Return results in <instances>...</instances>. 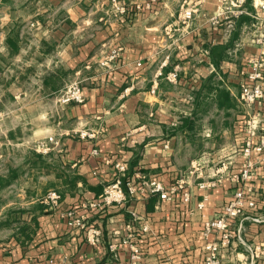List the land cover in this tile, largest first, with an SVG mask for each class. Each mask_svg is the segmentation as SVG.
I'll use <instances>...</instances> for the list:
<instances>
[{
    "label": "crops",
    "instance_id": "0c3cea01",
    "mask_svg": "<svg viewBox=\"0 0 264 264\" xmlns=\"http://www.w3.org/2000/svg\"><path fill=\"white\" fill-rule=\"evenodd\" d=\"M237 1L117 0L126 8L121 14L113 0H0V96L13 93V80L17 115L8 129L34 149L13 183L0 188L15 195L1 206L0 264H103L110 242L118 243V264H131L120 240L128 225L136 229L144 220L150 230L134 238L139 264H204L203 246L214 237L203 236V222L237 187L231 175L242 164L248 119L264 126V96L251 108L240 99L248 60L259 53L255 15L264 0H239L243 12L234 15ZM185 7L196 9L188 21ZM113 50L118 56L102 64ZM25 66L33 70L28 105ZM73 81L83 102L58 103ZM48 136L59 145L37 150ZM253 155L255 207L232 225L237 236L221 250V264H264V255L252 260L242 245L264 246V154ZM116 162L126 163L129 178L138 172L165 187L193 164L203 178L191 176L170 199L138 190L102 211L83 207L117 176ZM212 178L220 181L198 186ZM51 190L60 194L58 207L45 198ZM68 208L101 230L97 244L66 225L59 213ZM12 210L14 217L5 215Z\"/></svg>",
    "mask_w": 264,
    "mask_h": 264
},
{
    "label": "built area",
    "instance_id": "2783aa9c",
    "mask_svg": "<svg viewBox=\"0 0 264 264\" xmlns=\"http://www.w3.org/2000/svg\"><path fill=\"white\" fill-rule=\"evenodd\" d=\"M113 5L116 10L123 14L126 12L124 5H119L117 0H113ZM149 6V3L146 4ZM239 9L234 12V15H239L243 12L241 7V1H237L236 4ZM195 8L185 7L182 11V20L188 21L193 17ZM260 14H256L255 17L258 20L256 23V35L254 38L255 43L259 46V53L248 60L249 68L245 73L243 80L240 83V99L242 103L251 108L257 101L263 98V80H264V1L259 4ZM118 56V50H113L107 59L102 64L110 66L109 63ZM82 87L79 82L73 81L69 83L61 91L57 97V102L60 104H71L83 102ZM247 136L243 143L241 150L242 164L237 174L231 175V180L237 184L231 199L211 218L205 220L202 225L203 236L207 239L209 236H213L212 240H207L203 246L205 252L204 264H221V250L228 247L233 238L237 236V230L232 229V225L236 222V219L244 214L245 210L255 207V200L252 197L253 190L248 184L252 178L255 168V159L253 153L264 154V126L257 122L253 118H249L246 124ZM81 137L86 135L80 133ZM59 145V141L54 136H48L46 139L36 143L35 148L41 152H47L53 146ZM95 152V150H94ZM194 165V166H193ZM191 169L187 171V174L179 179L175 184L165 187L163 183L156 179L145 178L140 173H136L132 178L127 176V165L124 162L114 163L117 176L105 186L103 192L96 200L85 201L82 203L83 207L89 209L104 210L112 205H119L133 196L138 190L147 191L149 193H157L162 199H170L171 194L176 193L185 187L186 181L191 176H195L199 179L203 178V174L198 170V164H193ZM227 168L226 163H221V166L217 169L222 173ZM196 174V175H195ZM139 180V185L137 181ZM220 181L219 178L201 180L198 186L201 189L213 187ZM183 199L187 201L189 199V192L184 191L182 193ZM45 198L54 207H58L60 194L55 190L49 191ZM207 195H203L202 200L198 206L202 207L203 202L206 200ZM60 217L66 220V225L70 227H76L84 229L85 240L91 244H97L101 239V230L94 226L85 223L82 216H79L75 209L68 208L62 210L59 213ZM127 233L121 237L120 244L127 245L131 251V264H139L141 259V250L136 240L137 235L147 233L150 228L149 224L144 222L136 229L132 228V225L127 226ZM244 250L253 259L259 258L264 255V246L262 245H250L242 242ZM110 253V258L103 264H118L117 251L118 243L110 242L107 245Z\"/></svg>",
    "mask_w": 264,
    "mask_h": 264
},
{
    "label": "rangeland",
    "instance_id": "374dc122",
    "mask_svg": "<svg viewBox=\"0 0 264 264\" xmlns=\"http://www.w3.org/2000/svg\"><path fill=\"white\" fill-rule=\"evenodd\" d=\"M25 23L24 25V30L27 35V31H29L28 27ZM11 66L10 68H12ZM23 82L25 86V90L28 91L30 94L25 97V104H31L32 103V97L31 94L33 92V87H32V80H33V70L29 66H25L24 69V77H23ZM9 86L12 87L10 88L13 93L7 91V94L5 96H0V182L1 180L4 181L5 179H10L9 183H13V179H15L14 173L16 169H21L22 166L26 164L28 159H31L32 157V152H33V147L26 144H19L20 140H17V136L21 133H17L15 129L9 130V126H12V124H15L16 120V115L17 113L15 112V104H16V98L14 97V91H15V82L12 80L8 81ZM61 91L57 94V97ZM26 105V106H27ZM7 108V110H3L5 112L2 113L1 109L2 108ZM29 127V125H27ZM11 131V132H9ZM25 133L29 132V129L24 130ZM29 156V158L27 157ZM6 187V186H5ZM5 189V188H4ZM1 195H4L3 197ZM14 193L12 192V196L10 194H7L6 191L4 190L3 192H0V211H1V206L3 204V199L9 198L13 199L14 198ZM16 211L12 210L10 213L5 214V215H12L14 217ZM1 215V213H0ZM15 221H13L14 223Z\"/></svg>",
    "mask_w": 264,
    "mask_h": 264
},
{
    "label": "trees",
    "instance_id": "16d2710c",
    "mask_svg": "<svg viewBox=\"0 0 264 264\" xmlns=\"http://www.w3.org/2000/svg\"><path fill=\"white\" fill-rule=\"evenodd\" d=\"M13 177H14V176H13ZM9 181H10V179H9V180H8V179H5L4 181L1 180V182H0V188H2V187H4V186L8 185V184H9Z\"/></svg>",
    "mask_w": 264,
    "mask_h": 264
}]
</instances>
